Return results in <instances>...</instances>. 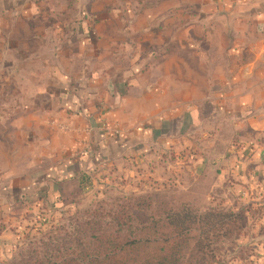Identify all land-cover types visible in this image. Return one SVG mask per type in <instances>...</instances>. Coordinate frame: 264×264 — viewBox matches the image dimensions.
<instances>
[{"label": "crops", "instance_id": "0c3cea01", "mask_svg": "<svg viewBox=\"0 0 264 264\" xmlns=\"http://www.w3.org/2000/svg\"><path fill=\"white\" fill-rule=\"evenodd\" d=\"M0 105L1 215L118 160L160 176L173 150L261 203L264 251V0H0Z\"/></svg>", "mask_w": 264, "mask_h": 264}, {"label": "trees", "instance_id": "16d2710c", "mask_svg": "<svg viewBox=\"0 0 264 264\" xmlns=\"http://www.w3.org/2000/svg\"><path fill=\"white\" fill-rule=\"evenodd\" d=\"M84 173L51 177L52 188L36 195L46 199L54 191L61 202L68 182L78 181L83 190ZM175 194L130 195L77 211L69 231L55 228L39 246L25 245L11 264H215V245L240 236L244 215L200 212L192 206L194 191Z\"/></svg>", "mask_w": 264, "mask_h": 264}, {"label": "rangeland", "instance_id": "374dc122", "mask_svg": "<svg viewBox=\"0 0 264 264\" xmlns=\"http://www.w3.org/2000/svg\"><path fill=\"white\" fill-rule=\"evenodd\" d=\"M196 139L201 141L204 137L199 135ZM163 155L165 159L160 162L167 161L171 167L167 173L164 170L163 174L154 178L147 175L148 177L144 176L137 180L138 170L134 166H126L125 161L118 160L112 170L85 172L86 179L82 180L83 190L78 186V181L63 185L61 202L58 195L52 192L46 199L33 194L26 200L13 202L9 208L1 211L2 215L0 214L1 221L4 222H1L0 226L8 229L1 237L3 240L0 245V264H11L17 252L25 245L34 243L39 246V242L44 241L42 236L51 233L55 228L68 229L70 219L77 215V211L82 212L96 203L130 195L164 196L171 193L176 195V192L183 193L188 189L195 192L198 200L194 201L192 206L200 212L232 211L244 215L240 236H232L215 245V264H262L261 259L259 263L257 259L264 254L262 244L258 240L262 239L263 231L262 228L256 227L257 224L262 225L261 203L246 205L244 201L230 197L225 186L215 185L216 177L213 170L206 171L203 179L192 176L190 171L184 172L179 164H175L177 157L182 159V152L177 154L172 150ZM155 178L160 180L157 181ZM136 184L139 190H135ZM259 201L261 202L262 198Z\"/></svg>", "mask_w": 264, "mask_h": 264}, {"label": "built area", "instance_id": "2783aa9c", "mask_svg": "<svg viewBox=\"0 0 264 264\" xmlns=\"http://www.w3.org/2000/svg\"><path fill=\"white\" fill-rule=\"evenodd\" d=\"M104 129L110 130V131H112L115 134H117L118 131H119V129H118V127L116 125H113L111 127H108V126L104 125Z\"/></svg>", "mask_w": 264, "mask_h": 264}]
</instances>
